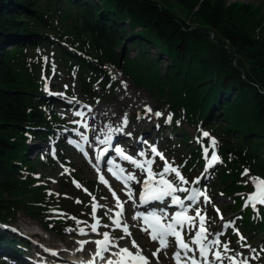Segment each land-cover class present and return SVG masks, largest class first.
<instances>
[{
	"label": "trees",
	"instance_id": "trees-1",
	"mask_svg": "<svg viewBox=\"0 0 264 264\" xmlns=\"http://www.w3.org/2000/svg\"><path fill=\"white\" fill-rule=\"evenodd\" d=\"M174 1L183 17L192 16L199 27L155 0H0V224L20 211L46 229L54 226L60 235L82 217L84 198L56 195L27 157L28 138L50 144V130L60 121L30 58L40 60L39 53L51 48L54 37L75 48L59 52L87 99H110L112 74L119 69L158 101H166L174 113L167 122L173 133L177 118L197 130L196 146L187 143V132L175 142L198 165L204 163L205 147L211 153V139H199L203 132L234 138V143L218 145L222 164L214 183L229 181L221 191L232 200L226 211L237 229L264 236V205L244 206L255 185L241 175L248 169L251 176L264 178V10L224 0ZM209 30L215 31L213 40L206 35ZM132 45L135 55L128 52ZM39 163L56 162L43 152ZM59 163L64 183L82 185L90 206L100 181L83 184L78 169L63 157ZM180 171L186 179L194 178L184 167ZM24 242L0 227V249L18 250Z\"/></svg>",
	"mask_w": 264,
	"mask_h": 264
},
{
	"label": "rangeland",
	"instance_id": "rangeland-1",
	"mask_svg": "<svg viewBox=\"0 0 264 264\" xmlns=\"http://www.w3.org/2000/svg\"><path fill=\"white\" fill-rule=\"evenodd\" d=\"M161 5L168 7L170 10L178 13L182 18H184L187 24L190 26L199 27V24L191 21L192 16L183 17V12L181 11L179 4L174 0H155ZM227 4L232 2H243L250 3L260 6L264 10V0H224ZM193 13V11H192ZM213 34L215 36L214 30L206 31L207 37L213 40ZM54 44L51 45V48H48V51H38L42 58L36 61L35 57H31V64L35 66L34 72L37 74L38 78H42L44 81L45 89L44 95L48 98V100L52 103L51 111L58 114L60 117V121L54 126L50 131L52 132V141L50 144L45 143L43 140H27L29 145V151L27 157L31 160L35 166L41 170L48 181V188L53 191L56 195H73L74 201L78 198H84L82 204V213L80 218V224H75L74 227H66L62 234L70 232L69 237L76 238L79 241H88L92 240L93 242L102 236V234L107 231L110 233V236L115 240L120 248H129L130 251L135 252L136 250L132 248V241L135 240L137 245L139 246L141 253L143 256L148 258V264H158V259H164V263L167 264H175L173 254L179 249L175 246V241L173 238H169V245L167 248L162 249L161 252L157 253L156 256L152 254L156 252V249L160 247L158 241H153L150 238L149 232L142 231L145 227V220L142 217H137V213H143V209L149 210L148 207H143L140 212L136 211V205L138 204V196L143 192L144 180H147L149 177V171H145L141 173L138 169L133 168L129 163L125 162L123 169L124 176L127 175L129 171H131L134 175L138 177V181H130L127 182L128 185L132 189V198L129 200L127 197V188L124 186V181H119L118 176H110L111 184L109 187L104 186L101 181L100 185L96 190L95 200L91 203L90 206H87L88 202L86 192L82 185L80 187L74 186L73 188L68 187L62 178V165L59 163L60 157H63L67 160V162L73 166L74 169H78L80 171V178L82 183L91 182L94 180H99L96 175V165L91 159V153L89 149H86L88 152V156L84 155L85 148L84 143L82 142L81 135L78 132H82L83 136H86L87 130L89 126L84 127L85 123L88 120L89 114L95 110L97 105L101 106V108L111 107L113 111H122L124 108H127L125 101L120 98V93L123 89L126 92H138L142 94L144 103L140 107L132 106L130 107L128 112L123 113V116H127L128 123L126 126L122 128L126 133H131L124 141H112L109 144L111 149L113 146H120L124 149H128L130 151H134L138 153L141 150H144L147 153V157H138L137 159L143 161L146 158H151L153 163L151 165H145V169L150 170L151 173H158L164 168V161L166 160L173 167H177L180 171V168L184 167V169L188 170L190 175H194V178L199 177L200 183L194 184L191 183L193 180H188L189 183L181 184V187L188 189L187 195L189 193L193 194V190L200 189L203 191L207 197L210 198V203H204L203 197H197V203L192 206L191 209L186 213L188 216H195V209L197 207L201 210V215L206 216L205 227L210 230L213 235H210L207 240H202L200 243H193L192 239H198L195 236V232L192 233H182L185 241L188 243L189 248L192 249V252H197L201 256L202 259L207 260L208 264H217L219 260L215 259V252H222L221 245L227 243L229 245L230 251L227 253V256L233 257L238 264H241L242 261H248L250 264H264V252L263 245L264 236L256 232L257 235H251L249 231L245 230L242 226L238 229L237 225L233 222V217L230 211H226L227 206H230L232 200L230 197L222 194L221 189L225 186L226 181L223 183H214L215 182V170L222 164L218 145H220L223 141L235 142V139L232 138H223L218 137L217 135L211 134L208 138H215L217 144L215 151L213 147L210 145L211 153L208 155H204V163L202 165H198L196 158H190L188 155L190 151L183 148L179 143L175 142V139L184 132L188 133V138L190 140L187 142L190 145H197V141L195 139L197 130L194 126L186 122L181 118H177L176 124L178 129L176 133H173L165 122L169 114L171 117L174 116V113L170 106L166 101H158L157 96L152 92H149L142 85L136 84L133 80L127 76L123 71L116 69L112 74V96L110 99H102L101 97L90 98L87 99L85 93L80 87L76 76L72 75L68 72L67 67L64 65L62 61L61 52L59 50H64L69 53L75 52V48L68 45L65 41L60 39H56L51 37ZM137 49L132 45L128 52L130 55H135ZM150 54H154L150 50ZM62 59V60H61ZM165 65V62L162 66ZM146 104V105H145ZM146 106L151 109V112L146 111ZM160 109L162 116L156 117L154 114L156 113V109ZM218 110L221 111L220 107ZM76 112L84 113V116H77ZM160 112V111H159ZM216 113V112H215ZM139 117V118H138ZM152 120L153 126L151 127ZM74 121H78V123H74ZM138 122L143 123L142 132L141 129L136 127ZM159 125V127H157ZM150 127V128H149ZM147 128L149 129L147 130ZM147 130V132H145ZM149 131V132H148ZM144 135H141L144 133ZM135 139H138L140 142L145 141L146 143H141L140 146L134 143ZM179 140V139H178ZM69 141L74 142V145ZM77 145L80 147L77 148ZM150 145H155L158 152L161 153L164 157V160H161L159 156L153 157L150 152ZM83 148V152L81 151ZM54 151H51V150ZM43 152H49L52 156L53 161H55V166L48 165L46 167L40 166L39 163V155ZM219 157V160L213 163L211 168H208L207 171L206 165L212 159V153ZM97 157V151L94 154ZM99 156V155H98ZM181 160L180 164H177ZM51 162V161H50ZM197 164V165H196ZM194 166V167H193ZM105 173H109V168H104ZM181 172V171H180ZM203 174V175H202ZM122 176V175H121ZM251 177V174L248 172L246 178ZM154 180H158V177L153 176ZM170 181L174 182V186L176 183H179L178 178L175 177L174 174H170L166 177ZM153 184V183H151ZM159 184L156 183L153 185V190H160V187H157ZM160 186V185H159ZM144 190V189H143ZM113 192L116 196H113ZM264 196V185H255V190L251 193ZM222 194V195H221ZM249 194V195H251ZM175 195L183 197L185 193L177 192ZM248 197V196H247ZM246 197V198H247ZM117 198L120 202H123V206L125 209L123 210L121 225H127L128 231L131 233L130 236H125L124 239H119L123 233V229L117 228L116 225L113 224V219L116 216V213L120 211L119 208L116 207ZM93 203L99 205L97 207L98 210L93 214L92 205ZM135 203V204H134ZM185 204L189 202L187 200L184 201ZM167 205L172 204L171 199L167 200ZM173 205V204H172ZM245 205V202H244ZM139 207V206H137ZM165 208L163 211L166 212L169 216L173 215L178 211L176 206ZM112 209V211H108ZM219 209V212L216 211ZM142 211V212H141ZM107 213V215L105 214ZM161 211L159 212L160 215ZM224 219L221 220L220 217ZM232 221L230 227H223L224 223ZM24 221L28 225L30 224L33 230H40V233L46 235V237H52L57 240L62 237V234H57L52 226L51 229H46L44 226L39 224L36 220L29 217L24 212H17L14 216H9L8 224H0L1 228L7 229L12 234L16 235L17 238H24L26 242L24 245L17 250V248H5L0 249V261H5L6 264H41L42 262L47 263L45 260L33 261L30 256L34 253L33 243L30 241L29 236H24V234L19 230H13L11 225L14 226L17 224L20 225L21 222ZM89 221L91 224L99 221L100 223L97 226V231H91V225H89ZM16 223V224H15ZM197 224H199V220H197ZM107 225L108 227H105ZM80 228L84 229V234H81ZM217 232H223V236L217 237L214 234ZM234 232V233H233ZM232 235V239L227 241L228 236ZM39 237V235H37ZM189 236L192 239H189ZM35 237V236H34ZM243 237V239H241ZM220 240V245L208 244V252L205 255L200 254L199 246L200 244L209 242L208 240ZM44 246L49 245L48 243L41 241ZM60 243V242H57ZM247 245V246H244ZM51 246V245H49ZM15 247V246H14ZM68 249H71L67 247ZM88 253H91V248H86ZM190 253V252H188ZM187 253V254H188ZM89 255V254H87ZM182 257L184 253H181ZM85 255H83L84 257ZM165 256L166 258H163ZM70 257V263L74 262L77 258ZM221 262V261H220ZM222 262H231L227 259L222 260ZM49 264V263H47ZM74 264V263H73ZM189 264V263H187Z\"/></svg>",
	"mask_w": 264,
	"mask_h": 264
},
{
	"label": "snow or ice",
	"instance_id": "snow-or-ice-1",
	"mask_svg": "<svg viewBox=\"0 0 264 264\" xmlns=\"http://www.w3.org/2000/svg\"><path fill=\"white\" fill-rule=\"evenodd\" d=\"M146 111L151 112V109L146 106ZM77 116H84V113L82 112H76ZM156 117L162 116V113L156 112L154 114ZM139 118V117H138ZM172 119L171 114L166 119V123L170 122ZM74 123H78V121H74ZM122 123L127 124V116L125 115L122 118ZM84 127H87V124L85 123ZM159 127V125H157ZM119 131V129L117 130ZM80 134V133H78ZM81 138L87 143L88 137L83 136L82 134ZM126 135H131V133H126ZM210 137V133L203 132L202 136L199 139L208 138ZM72 143V141H69ZM101 143H104V141H101ZM141 143H146L145 141H141ZM211 146L215 148L217 142L215 138H211ZM80 147L79 145H77ZM115 153L123 160L127 161L133 168L138 169L141 173L145 171H149V177L147 180H144V186L147 187L149 183L156 184L158 183L160 185L159 191H152L150 194V199L158 200L163 202L165 197H168L171 199V203L173 205H178L181 207V211H178L174 213L173 215L169 216L166 212L161 210L160 215L152 214L151 219L149 220L148 217H145V223L149 224V227L151 228L150 238L153 241H158L160 247L156 249V252H154L152 255L156 256L157 253L161 252L162 249L167 248L169 245V238H173L175 241V246L179 249V251L175 252L173 254V258L177 261V264H184V262L187 259V253L190 252L192 249L189 248L188 243L185 241L184 236L182 233H192L195 232V236L198 239H192L191 236H189V239H192L193 243H200L202 240H207L210 235H213V233L210 232L208 228L205 227L206 223V216L201 215V210L199 207L195 209V216H188L185 213L189 211V209L192 208L193 205L197 203V197H203L204 203H210V198L206 196V194L201 191L200 189L193 190V194L191 196L187 195L188 189L181 187V184H187L189 181L181 175L180 171L177 167H173L170 165L166 160L164 161V168L162 171L158 173H151L150 170L145 169V165H151L153 163V160L151 158H146L143 161H140L136 158H133L132 156L125 155L123 150L119 146H113ZM150 152L153 157L159 156L161 160H164V157L161 153L158 152L155 145H150ZM81 151L83 152V148H81ZM209 149L207 147L204 148V155H208ZM107 152V149H104L101 152V156L104 155V153ZM84 155L87 157L88 152H84ZM138 157H147V153L144 150H141L137 153ZM97 160L100 159V156L96 157ZM219 160V157L215 154V152L212 153V159L209 161V163L206 165L205 171L208 170V168H211L213 163L217 162ZM111 163V161H109ZM67 171V170H65ZM109 171H112V169H109ZM249 172L248 169H244V171L241 173L242 177L247 175ZM63 174V173H62ZM114 175H117L119 179L125 180V187L127 188V197L129 200L132 199V189L128 185L127 182L130 181H138V177L134 175L131 171L127 173L126 176H121L118 173L113 172ZM170 174H174L176 178H178L179 183H176L174 186V182L170 181L169 179H166L167 176ZM203 175V174H202ZM158 177V180H154L152 177ZM250 181L254 185H264V178H259L255 176L249 177ZM100 180L104 183H107L105 181L103 176H100ZM248 181H245L247 183ZM73 183L76 184L77 187H80L79 183L73 180ZM191 183L199 184L200 178L197 177L191 181ZM87 191V190H85ZM185 193L183 197L175 195V193ZM51 194V193H50ZM222 195V194H221ZM113 196L115 197L116 194L113 192ZM93 200H95V197H93ZM189 201L188 204H185L184 201ZM257 197L255 194H251L247 197L245 201V207H247L250 203L253 207H255ZM77 203H80V201H77ZM259 203L261 205H264V196H261L259 198ZM97 207H100L99 205L93 203L92 209L93 214H95ZM116 207L120 209L119 212L116 213L117 219L113 220V224L116 225L117 228L123 229L124 235H122L119 239H124L125 236H130L131 233L128 231L127 225H121L120 220L118 219L119 216L123 214V202H120L117 198ZM108 211H112V209H109ZM217 212H219V209H216ZM107 215V213H105ZM139 213H137V217H139ZM221 220L224 218L221 216ZM197 220H199V224H197ZM79 224L80 221H77ZM100 222L96 221V223L91 224V231L96 232L97 226ZM233 222L229 221L224 223L223 227L228 228L231 226ZM105 227H108L105 225ZM142 231L147 232L148 228L142 229ZM81 234H84V229L80 228ZM238 232V229H237ZM223 232H217L214 235L217 237L223 236ZM102 239L95 241V244L97 245L95 254L97 257H99L101 260H106V264H148V258L142 255L141 250L135 240L132 241V248H134L136 251L132 252L129 248H120L118 244L115 242V240L110 236V233L105 231L102 234ZM243 239V237H241ZM87 241H81V244H86ZM210 244L213 245H220V240L215 239L209 241ZM247 246V245H244ZM222 252H215L214 256L216 260L222 261V260H229L231 264H237V261L235 259V256L229 257L227 256V253L230 251L229 245L227 243L221 245ZM111 249H116L115 251H110ZM83 250V249H81ZM105 252H110V256L108 258L104 257ZM181 253H184V256H181ZM200 254L204 255V248L201 247ZM115 258V259H114ZM88 264H95L94 261H89ZM205 264H208L207 260H205ZM241 264H247L246 261H242Z\"/></svg>",
	"mask_w": 264,
	"mask_h": 264
},
{
	"label": "bare ground",
	"instance_id": "bare-ground-1",
	"mask_svg": "<svg viewBox=\"0 0 264 264\" xmlns=\"http://www.w3.org/2000/svg\"><path fill=\"white\" fill-rule=\"evenodd\" d=\"M120 98L125 101L126 105L128 106L127 108H124L120 112V111H113L111 107L101 108V106L97 105L95 107V110L89 114L88 120L86 122L87 126H89V129L87 130V133L85 134L88 137V142L86 143L83 139H82V142L84 143L83 146L85 148V152H86V149L90 150L91 159L95 165L100 164L98 162L99 160H97L96 156L94 155L95 152L97 151V156H98L99 148L108 146L110 143H112V141L113 142L114 141H117V142L124 141L129 136V135H126V132L124 131V129L122 130V128L126 126L125 124L122 123V118L124 117L123 113L128 112L130 107L132 106L140 107L144 103L143 101H141L143 100L142 94L138 92H132V91L126 92L125 89L121 91ZM159 111L161 113V110L157 108L156 112H159ZM153 123L154 122L152 121L151 127L153 126ZM136 127L141 129L142 132L144 131L143 123L138 122L136 124ZM149 128H147V130ZM118 129L119 131H117ZM147 130H145V132H147ZM145 132L140 134V136L144 135ZM78 133L82 134V132H78ZM101 141H104V143H101ZM134 143L136 145H139V147L143 146L141 145V142L138 139H135ZM120 163L124 164L125 161L121 160ZM102 166L104 167L105 165L102 164ZM122 172H118V174H122ZM148 186H151V183H149ZM188 195L191 196L192 193H189ZM169 199L170 198L166 197V200H169ZM168 206L171 207V209L173 210L172 204L170 205L168 204ZM150 214L151 212L149 211L147 216H149ZM11 228L13 230L21 231L24 234V236H29V237L31 236L30 241L33 243V248H34V253L30 256L31 260L33 261L45 260L49 264H71L69 260V256L77 258L79 260L83 259V255H87V254H89L90 256L97 257L95 254V250L97 247V245L95 244V241L101 240L103 238L101 236L100 238H97L94 242L92 240H88L87 241L88 243L82 245L81 241L77 240L76 238L69 237L70 232H67V233L62 234V237L57 240V242H60V243H57L56 240L53 239L52 237H46V235H43L42 233H40V230H33L32 226L30 224L28 225L24 221H22L20 225L17 224V226L16 225L14 226V224H12ZM37 235H39V237ZM40 240L48 243L51 246L49 245L44 246V244L41 243ZM203 245L204 243L200 244L199 249ZM67 247L71 249H68ZM87 247L91 248V251H92L91 253L87 252L86 250ZM115 250L116 249H111L110 251H115ZM104 254L110 256V252H105ZM192 254L193 256H196L197 252L194 251ZM163 258H166V257L163 256ZM77 263H81V261H78ZM157 263L167 264V262L164 263V259H160V258L158 259ZM174 263L177 264V261L175 259H174Z\"/></svg>",
	"mask_w": 264,
	"mask_h": 264
}]
</instances>
